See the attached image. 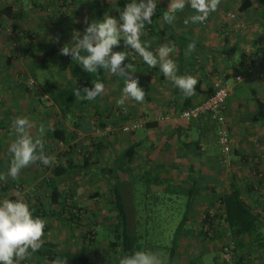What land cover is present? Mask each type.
I'll use <instances>...</instances> for the list:
<instances>
[{
	"label": "crops",
	"instance_id": "1",
	"mask_svg": "<svg viewBox=\"0 0 264 264\" xmlns=\"http://www.w3.org/2000/svg\"><path fill=\"white\" fill-rule=\"evenodd\" d=\"M166 1L159 0L158 3L159 8L165 11H167L170 3V0ZM186 10L188 9L185 8L182 12L176 14V20L173 23L175 33L196 40L198 44L196 49L189 54L187 45L183 48L181 56V53L179 54V47L172 40L165 38L164 40L157 39L156 41L154 40V45L158 43L159 46L163 44H172L175 46L172 58L177 63L179 70L178 74L191 75L198 79L195 95L186 98L183 93L163 75L159 66L155 67L156 73L151 75L149 73L151 72L150 70L144 69L145 71H139L137 75H133L135 78H138L139 85L146 92L145 101L143 103H137L133 99L128 98L124 105H120L117 100L119 101L123 98V88L119 87V89L113 90L111 89V85H109L110 90H108V88L106 89L107 98L105 96V101L100 102L98 98H95L94 101L91 100L94 102L91 103V110L94 111L93 106H97L101 110L105 109L106 112L112 111L115 115L121 113L119 118L122 117L125 122L115 124L114 122L117 119L111 116L108 119L106 118V120H102L109 122L83 123L86 124L85 127H88V129L93 128V132L89 135L95 136L98 132H110L109 135H107L108 138L104 141L106 143L104 148L100 151V154H98L100 156L105 155L104 159L107 166L114 167L115 165H113V162L118 154L124 153L127 149H133L131 160L128 159L126 162L123 161V168L124 170L126 169V173L123 174L121 179L124 201L133 198L131 192L134 190L135 184L141 182V176H149V179L146 180L148 184L147 190L153 188L157 194L161 193L162 195V193H166L167 195L165 194L166 196H164L165 200L168 198V201L171 202L173 195L178 196V194L181 193L186 194V209H188L189 214L185 212L184 216H189V218L185 217V224L176 236V245L174 244V235L172 245L167 246L170 253L172 251L171 248L175 250L173 264H191L192 260L197 256L200 258L201 255L211 251L214 252L212 264H218L215 260L218 256V249L202 240L196 232L198 231L197 228L201 221L202 211L207 204L205 201L209 198V194L204 188L205 183L214 184L218 193L227 192L230 178L232 174H235V182L244 189L243 192L247 204L253 208L255 213L259 214L264 219V121L255 120L254 117L253 121H251L252 114L254 116L257 111V102L258 100L264 102V95L258 93L254 87L252 88L250 85H248L247 88L243 85L245 82L250 84L251 81L256 82L260 87H264V22H262L264 21V13L255 7L253 8L252 14L255 16L253 17V28H251V31L246 35L244 29L239 28L237 24L235 25L231 21L229 22L227 19L228 13L223 15L217 10L209 15V21L206 24L199 22L183 23L181 21L184 20L183 16H185ZM247 15H249V13L246 11L241 14L242 18H246ZM244 35H246L245 39L242 38ZM246 39L252 40L250 43L253 45L254 52L248 56H245V54L242 55L246 50L245 48L242 49L240 44V42L244 43ZM148 42L150 45L152 44L151 41ZM159 46L154 48V52ZM196 50L197 53H195ZM198 52H200L201 55H199ZM228 76L230 78H226ZM237 76L241 77V80H237ZM218 78L228 79L229 82H232L231 93L226 103V114L229 125L230 127L233 126L236 130L233 131L232 129L235 138L232 156L234 165L232 167H229L223 161L222 152L217 143L216 134L211 124L212 121L208 117H201L199 120L195 121H186L181 117L182 111H180V107L185 102L194 105L206 99L210 87L213 86V82ZM244 90L247 92L248 96L244 94ZM116 104H118V106H116ZM115 107H120V110L117 111ZM245 110L251 111L252 114L247 115L248 113L246 114ZM81 114L84 115L82 112ZM99 118L101 119V117ZM139 119H141L142 122L136 131L114 134V126L129 124ZM65 120L66 122H64ZM67 120L68 119L64 118L62 123L46 122L47 127L42 124L46 129L43 136L46 149L45 153H50L49 155L57 154L58 152L55 151V148L59 149L61 154L66 151L69 153L71 152L72 155L69 160L77 164L83 157L80 153L85 150H91L92 145L88 138V133L81 132L77 129L76 139L70 141L71 143L73 142L71 146L68 147L64 144L57 145L56 143V145H54L57 147H55L52 144L53 141L48 132L50 127L59 123L66 128V130H75L73 122H67ZM32 123L35 127L30 131L34 136H37L39 135L38 130L40 127H37L36 123ZM98 123L105 124L104 128L102 129L96 126ZM12 125L13 122H5L3 128H0V144L4 151H8L13 140L16 139V134ZM94 125L96 127H94ZM150 125L153 126L149 127ZM247 126L249 128H247ZM211 141L213 144H211ZM197 143H199L200 151L198 150L199 147ZM75 144H78V146ZM215 146L219 147L221 155L217 152L213 153ZM94 158L96 159V157ZM59 159L64 160V162L68 160V158L63 156ZM104 165L106 164H103V166ZM38 171L39 170L35 169L33 175L28 173V178L25 179L24 177V182H26V184H28V182L32 184V181L35 182L38 180ZM244 172L250 175L249 192L243 187L244 185L238 182V178L240 179L241 174ZM256 175L259 177H256ZM193 179L201 183V191L198 195L191 196L188 192L193 186ZM246 184L247 183H245V185ZM68 185L73 188V185L69 183ZM80 188L81 187L75 188V193L79 195L80 202L83 203L85 207H89L88 209L90 210L92 204L87 201L89 197L87 194L84 195H86L88 199L82 196ZM47 198L48 195L44 200H41L42 204H37L46 208L49 206V199L47 200ZM138 199L147 200L145 198ZM156 199L159 198L157 197ZM156 199L155 202L159 203L160 201ZM188 202L190 204L189 206ZM33 203L35 204L36 202L34 201ZM126 206L130 217V215H132L131 207L134 206L128 204H126ZM89 210L86 209V211ZM93 212H95V210ZM93 212L90 211L88 216L89 220L92 218L91 215ZM53 217L54 216H51L50 218ZM57 220L58 218L46 223L42 239H49L51 241L54 238L53 241L57 243V247L60 250H68L76 256V264H84L77 260V253L79 251L82 253L81 255L87 257L88 263L90 264H119L121 259L119 252L115 253L110 248V243L114 238V232L109 234L105 244L100 242L96 244V242H94L92 245L86 246L85 249L83 245L81 246L75 242L76 238L74 237L78 234L73 231L68 232L64 229L62 224H55L54 222ZM131 223L132 222L129 224ZM178 227L179 225H177V229ZM65 228H67V226ZM80 237L81 235L76 240ZM71 238L74 239L71 241L74 246L73 250L67 249L66 247L64 248L65 244L63 243L71 240ZM147 238L151 239V236H147ZM96 239L99 240V236L96 237ZM151 246L152 245L147 242L146 249L155 252L154 249L151 250ZM154 248L155 250L157 249L158 253V243H156ZM253 249V258L249 261L250 264H264V250L259 249L257 245H255ZM42 264H52V262L43 260Z\"/></svg>",
	"mask_w": 264,
	"mask_h": 264
},
{
	"label": "trees",
	"instance_id": "2",
	"mask_svg": "<svg viewBox=\"0 0 264 264\" xmlns=\"http://www.w3.org/2000/svg\"><path fill=\"white\" fill-rule=\"evenodd\" d=\"M66 1V0H65ZM119 1L120 10L115 7V4L112 5L115 9L118 18L120 15V11L123 10V8L126 6L127 3L130 2V0H117ZM232 0L229 1V3ZM263 2V0H260ZM51 4H55V2L50 1ZM222 3V1H221ZM219 4L221 9L228 11V7L221 6L222 4ZM67 4H65L66 6ZM253 5L252 0H244L242 4L239 5V11H247L251 6ZM111 6V5H110ZM118 6V4H117ZM218 6V9H219ZM186 13L185 16H183L184 20L181 21L185 23L186 20L191 22L190 17L195 15V11L191 9L190 6H186ZM94 10L96 13H98L97 17H100V15L103 14L102 9V2L101 0H94ZM234 10H229V12H233ZM13 9L11 6H7L4 9H0V18L2 16H8L10 17L12 15ZM166 11L164 9H160L159 5L157 4V11L153 16V22L150 25H146L144 30V35L141 37L142 41H151V49L154 52V48L158 47V43H155L157 39H168L172 40L178 47H179V54L182 56V50L185 46L195 43L196 46H198L196 40L192 38H186L183 36H180L175 33L174 25H169L166 23L163 19L164 13ZM239 13V12H238ZM240 14V13H239ZM242 14V13H241ZM240 14V15H241ZM240 17V16H239ZM52 19H59L58 16L55 13H52ZM228 19V17H227ZM229 20V19H228ZM209 21V18L203 22L206 24ZM188 22V23H189ZM230 22V21H229ZM198 23V22H196ZM227 23V22H226ZM233 23V22H232ZM225 24V23H224ZM163 27H161V26ZM27 36H30V44L26 45V50H30L31 44L33 42V38L28 30H25L23 33ZM23 38V37H21ZM72 44V43H71ZM68 45L69 47H72L74 45L69 44H63L61 42H58L54 44L51 48L45 50V54L43 56L42 64L45 65L48 62V59H51L53 56H57L59 58H65L66 61H68L69 68H70V75L72 77V81L74 83H70L68 86L60 88L59 86H52L51 87V96L50 100L51 102L56 105L59 109V113L61 114L62 118L68 119L69 117L72 118L73 126L75 127V130H66L63 126H61L60 123H62V120H57L55 122H60L59 124H55L54 126L50 127L48 129L49 135L53 141V145L57 143L58 144H64L68 147L71 146L70 141L75 140L77 136V129L81 132L91 134L93 132V128L85 127L86 124L83 122H109V121H102L108 119L109 117L113 116L115 119H117L114 123L119 124L122 122H125V120L119 118L121 116V113L119 115H115L111 112H106L105 109L101 110L99 107H94V111L92 109V104L87 99H82L81 96L75 95L76 88H79L83 90L84 87H93L96 82H102L105 87L111 84V81L113 79H118L121 81V85L119 87L124 88L125 86V79L119 75L112 74L108 70L100 69L96 73H88L84 71L79 64H77L76 61H73L71 56H65L62 55L60 50L62 47ZM200 46V45H199ZM201 48V46H200ZM43 49V48H42ZM196 49V48H195ZM128 53V58L124 61V64L132 63L134 68L136 69V72L132 74L130 78H135L133 75H137L139 71H145L144 69L150 70L151 74L156 73L155 68H151L144 64L142 58L132 49L126 48L123 41H121V50ZM197 53V50L195 51ZM199 55L200 52H198ZM195 55V54H194ZM12 57H8L7 60L10 62ZM181 65V64H180ZM146 70V71H147ZM239 71V70H238ZM23 77V76H22ZM226 78H230L229 76ZM55 89L56 91L53 92L52 90ZM253 90V89H252ZM214 88L213 86L210 87L209 92L207 93V97H210L213 94ZM1 92V91H0ZM1 95V94H0ZM83 95V94H82ZM192 105L188 103H184L180 108V111H184L191 107ZM116 110H120V107H115ZM107 109V108H106ZM110 110V109H108ZM1 112V110H0ZM84 113V115L81 114ZM105 113V114H104ZM252 114V112H251ZM106 115V116H105ZM104 116V118H103ZM98 117V118H97ZM101 117V119L99 118ZM253 117L255 120H263L264 121V102L261 100H258L257 102V111L256 114L251 116V121H253ZM3 119L0 117V128H3V125H5V122H2ZM54 122V121H53ZM111 122V121H110ZM214 132L216 134L215 124L211 122ZM123 125V124H122ZM114 126V134H117L121 131V126ZM96 126H99L100 128H104L105 124L98 123ZM94 125V127H96ZM153 125H150L149 127H152ZM1 128V129H2ZM79 136V134H78ZM234 136V134H233ZM80 137V136H79ZM90 142H91V150H85L80 153L82 155V159H80V162L75 164L74 161L69 160L71 158L72 153L70 152H63L62 154L58 156V158H61L62 156L65 158H68V160H60L55 159L53 161V164L51 166H45L41 162L37 161L34 164L38 166L37 169H39L41 172H45L42 167L48 168L50 170V176L42 178L41 182L38 184L40 187H43V195L36 196V203L29 204L30 208L33 210L34 216L40 217L44 220L46 219H57L60 221V223L67 228H69L71 231H79V235L81 237L75 239V242L83 245L86 249V246L92 245L94 242H96V237L98 233L96 231L89 230L90 226V220H89V214L90 211L93 212L94 210L88 209V207H85L83 203L80 202L79 199H77L75 196L77 193L72 190V187L61 189L59 188L58 182L63 180L65 176H67L68 173H73L74 170H80L89 172L91 167L93 165H96L99 162L98 154H100V151L104 148V145L106 144L104 141L107 139V135H102L99 132L93 136H88ZM217 139V134H216ZM218 143V139H217ZM54 145V146H55ZM78 146V144H75ZM219 145V143H218ZM84 146V145H83ZM197 146L199 147L198 150L200 151L199 143H197ZM220 146V145H219ZM235 143L233 145V149L231 152V164L229 167H232L234 165V161L232 160L233 156V150H234ZM57 147V146H55ZM221 149V147H220ZM46 150V149H45ZM132 151L133 149H127L124 153L118 154L117 157L114 159V167H109L106 165L102 166L103 168H98L100 172L103 174V177H105L107 180L110 181V203H111V212L114 217V228H113V236L112 242L110 243V248L113 252L117 253L119 252L121 258H123L126 255H129L135 251H141V250H148L146 249V244L143 241V237H141L138 233L133 232V228L131 229L130 224L128 222L129 213L127 210V206L124 201L122 186H121V179L124 173H126V169L123 168V161L131 160L132 157ZM222 152V151H221ZM0 154H5L0 159V167L3 166L1 162L3 163V160H6L8 164L5 166V171L2 172V176L4 179H1V182L3 185H0L1 188L5 189L6 187H9L10 185L24 188L25 184L23 183H15L10 182L6 183L5 181L7 178H11V180H17L19 176L16 179H13L10 175H8L10 163L12 160V154L7 150H2L1 144H0ZM49 155L50 153H45ZM50 156V155H49ZM96 157L97 159H95ZM222 158L224 161V155L222 154ZM246 161V160H243ZM250 161V159H249ZM225 163V162H224ZM256 177H259L256 175ZM236 175L232 174V177L230 178V182L228 184V190L227 192L218 193L216 191V188L214 184L212 183H205L204 188L209 194V198L207 201H205L206 207L202 211L201 221L199 223V227L197 228L198 236L201 237L202 240H209L213 242L214 240H217L220 242L221 246L218 248V256L215 259L218 264H224L225 262L221 258L220 252L222 251L223 247L229 248L231 250L232 255V264H250V260L252 259L251 254H253V247L257 245L259 249L264 250V219L255 211L253 208L247 204L243 188H241L236 182H235ZM149 176H141V184H143L144 180H148ZM40 179L36 180V184ZM52 181V183H50ZM34 182V181H33ZM53 182L55 184L53 185ZM201 183H198L197 180L193 179V186L190 188L188 194L198 195L201 191L200 188ZM250 184L247 183L243 187L247 190V192L250 191ZM252 186V185H251ZM36 187V186H35ZM253 188V186H252ZM47 190V191H46ZM48 195L47 200L49 201L46 208H43V206H40L37 203L42 204L41 200H44ZM100 196V193L98 191L92 193L90 195V198L94 199L95 197ZM10 199H18V198H10ZM28 203V202H27ZM188 202V206H189ZM54 206V207H53ZM89 210V211H86ZM186 213L189 214L188 209H186ZM51 216H54L53 218H50ZM92 217L97 218L96 212H93ZM90 216V217H91ZM185 217L189 218V216H184V219L180 222L178 229L175 232V238H174V244L176 245V236L182 230L184 224H185ZM99 219V218H98ZM88 220V222H87ZM100 220V219H99ZM96 221V225L98 226L100 224V221ZM84 221V222H83ZM83 223V225H82ZM81 225L83 226V229H81ZM44 246L36 253H31V256H34L37 258H40L41 261H49L52 262V264H76V256L73 255L72 252H69L68 250L62 251L57 246V243H55L53 240H45ZM78 241V242H77ZM223 243H222V242ZM170 253V259L166 264H173V257H175V250L171 248ZM82 251V250H81ZM149 251V250H148ZM80 251L77 253V260L78 262H83L84 264H90L88 263L87 257L81 255ZM23 264H26V260L23 261Z\"/></svg>",
	"mask_w": 264,
	"mask_h": 264
},
{
	"label": "rangeland",
	"instance_id": "3",
	"mask_svg": "<svg viewBox=\"0 0 264 264\" xmlns=\"http://www.w3.org/2000/svg\"><path fill=\"white\" fill-rule=\"evenodd\" d=\"M50 1L55 2V4H51ZM221 1V6L226 5L225 7H228V11L234 10L240 14L243 12L239 11L238 8L244 0H232L230 3V0ZM101 2L103 14L97 17L98 13L94 10V0H0V9H4L7 6H11L13 9L10 17L4 15L0 18V117L3 119L2 122H14L17 117H27L32 122L36 123L37 127L46 126V122H55L57 120H62L63 122L64 118H62L59 113L58 107L50 100L52 93L51 87L56 85L63 88L70 83H74L70 75V64L65 58L54 56L48 59L47 64L43 65L42 60L45 54L44 52L58 42L63 44L73 43L74 32L78 31L82 37L87 26L85 23L86 19L90 23L94 19H103L105 14L118 18L112 5L115 4L116 9L119 7L118 9L120 10L119 1L101 0ZM252 2L253 5L246 11L249 13L246 18H242L239 14L240 17L238 20L232 21L235 25L243 22L245 27L240 28L244 29L246 35H248V32L253 28V17H255L252 14L253 8L255 7L264 13V0L263 2L260 0H252ZM65 4L67 5L65 6ZM217 10L223 15L228 12L221 9L220 6ZM52 13H55L59 19H52ZM25 30H28L34 39L30 50H26V45L30 44L31 41L30 36L23 34ZM246 35L242 38L245 39ZM250 41L252 40L246 39L244 43L240 42L242 49L245 48L246 50L242 55L245 54V56H248L254 53L253 45H251ZM113 50L120 51L121 44L118 47H114ZM8 57H12L10 62L7 60ZM29 79L34 81L33 85L29 84ZM231 83L232 82H230V84ZM110 85L113 90L119 89L121 81L113 79ZM243 85L246 88L250 85L252 88L254 87L258 93L264 95V87H260L256 82L250 81V84L245 82ZM107 88L110 90L108 85L105 87L103 95L96 97L100 102L105 101ZM52 91L55 92L56 90L53 89ZM244 94H247L245 90ZM116 106H118V104H116ZM245 112L246 114L248 113L247 115L251 114L249 110H245ZM68 121L71 122L72 118L69 117L67 122ZM64 122H66V120ZM247 128L249 127L247 126ZM231 129H233V131L235 130L233 126ZM15 138L17 139V137ZM15 140H13V143ZM211 144H213L212 141ZM215 150L213 153L217 152L221 155L219 147L215 146ZM55 151L58 153L50 155L54 157V160L56 158L59 159L58 156L60 155L59 149L55 148ZM4 155L5 154H0V159L4 158ZM97 158H99L100 163L93 165L89 172L74 170L73 173H68L58 184L65 190L69 188L68 183L73 185V191H75V188L81 187L82 196L87 197L84 194L88 195L89 200L87 201L92 204L90 208L95 210L97 214L96 219L95 217L90 218L89 230L98 233L97 237L99 236V240L96 239V244H99V242L105 244L109 234L113 232L114 217L110 210V181L103 177V174L98 169L103 168V164H107L104 159L105 155H98ZM1 164L3 166L0 167V176H2L1 173L5 171V166L8 162L3 160ZM37 168L38 166L33 163L21 170L17 180L7 178L5 181L6 183L10 182V184H12V182H19L20 184H25V187L21 189L13 185L5 189L0 187V200L15 197L27 200L28 204H33V202L36 201V196H40L41 198V195H43V187H40L38 184L42 181V178L46 176L49 177L51 173L50 170L44 166L42 169H44L45 172H41ZM35 169L39 170L38 179L40 180L37 184L33 181L31 182L32 184L29 182L26 184V182H24V177L27 179L28 173L33 175ZM249 176L250 175L246 174V172L242 173L240 179L238 178V182L242 185L249 183ZM50 183H52V181ZM141 183L142 182H137L135 184L134 190L131 192L133 198L125 201L126 204L134 206L131 207L132 215L128 217V222H132L130 227L131 229L133 228V232L144 237L143 241L145 243L148 242L152 245L151 250L154 249V251L157 252L154 246L158 243V253L166 258L167 263L170 259V252L167 246L172 245V239L174 238L177 225H179V222L186 212V194L181 193L178 194V196L173 195L170 202L168 198L166 200L164 199V196L167 195L166 193H162V195L161 193L157 194L153 188L147 190L148 184L146 180H144L143 184ZM54 184L55 182H53V185ZM0 185H3L1 179ZM96 191L100 193V196L94 199L90 198V195ZM75 197L79 199L78 194ZM157 197L159 199H156ZM138 198H145L147 200H139ZM155 199L160 202H155ZM50 220L51 219H46L45 221L49 223L51 222ZM98 220L100 224L95 226ZM54 223L58 225L61 224L59 220ZM82 225L81 229H83ZM64 229L68 232L71 231L69 228L64 227ZM74 233H77L78 237L80 236L79 231H75ZM147 236H151V239L147 238ZM72 240L74 239L71 238V240L63 243L65 244L64 248L66 247L67 249L73 250L74 246L71 243ZM205 242L209 245H213V247L217 249L221 246L220 242L217 240L213 242L205 240ZM213 256V251L205 253L201 255L200 258L197 256L193 259V263L191 262V264H212ZM251 257L253 258V254H251ZM21 264H23V261ZM26 264H42V261L30 255V257L26 259Z\"/></svg>",
	"mask_w": 264,
	"mask_h": 264
},
{
	"label": "clouds",
	"instance_id": "4",
	"mask_svg": "<svg viewBox=\"0 0 264 264\" xmlns=\"http://www.w3.org/2000/svg\"><path fill=\"white\" fill-rule=\"evenodd\" d=\"M159 0H130L120 11L119 18L105 14L103 19H94L90 23L85 20L86 29L81 37L77 31L73 35L74 45L61 48L62 55L71 56L81 68L88 73H96L100 69L125 79L123 98L118 103L124 105L131 98L137 103L145 101L146 92L139 85L138 78H130L136 72L132 63L124 64L128 53L114 51L123 41L126 48L134 50L151 68L159 66L163 75L169 79L187 97L195 95L198 79L191 75H179L176 61L172 58L175 46L163 44L153 52L148 41L141 39L146 25L153 22ZM221 0H170L163 19L169 25L176 20V14L186 6L195 11L190 17L192 23L205 22L211 13L217 11ZM189 21L186 20L185 23ZM196 48L195 43L188 45V53ZM94 86L76 88L75 95L89 101L103 95L105 85L102 82ZM83 94V95H82ZM17 139L8 151L12 160L8 175L16 179L23 168L37 161L51 166L54 157L45 154L43 136L46 129L39 128V135L34 136L31 129L35 127L27 117H17L12 125ZM0 179H4L0 176ZM46 221L34 216L33 210L24 199L0 200V264H21L31 253L38 252L44 246V229ZM119 264H166V258L160 253L141 250L135 251L120 259Z\"/></svg>",
	"mask_w": 264,
	"mask_h": 264
},
{
	"label": "built area",
	"instance_id": "5",
	"mask_svg": "<svg viewBox=\"0 0 264 264\" xmlns=\"http://www.w3.org/2000/svg\"><path fill=\"white\" fill-rule=\"evenodd\" d=\"M229 21H236L239 18L237 11L229 12L227 14ZM237 26L245 27V24L241 22ZM237 80H241V77L237 76ZM30 85L34 84L32 79L28 80ZM213 94L210 97L192 105L188 109L181 112V117L186 121L199 120L201 117H208L214 124L217 134L218 143L221 147L222 154L224 155V162L229 166L231 164V152L235 143L233 131L229 125L226 114V103L231 93L232 86L228 79L218 78L213 82ZM141 119L131 122L129 124H123L121 126L122 133L134 132L138 129ZM100 133V132H99ZM109 131L100 133L102 135H109ZM224 264H232L231 250L227 247H223L220 252Z\"/></svg>",
	"mask_w": 264,
	"mask_h": 264
}]
</instances>
